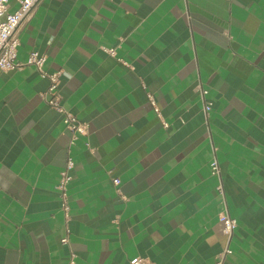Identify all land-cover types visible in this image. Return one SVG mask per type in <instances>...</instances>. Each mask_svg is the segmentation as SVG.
Instances as JSON below:
<instances>
[{
	"label": "crops",
	"instance_id": "crops-1",
	"mask_svg": "<svg viewBox=\"0 0 264 264\" xmlns=\"http://www.w3.org/2000/svg\"><path fill=\"white\" fill-rule=\"evenodd\" d=\"M18 36L87 129L34 64L0 71V264H264V0H40Z\"/></svg>",
	"mask_w": 264,
	"mask_h": 264
},
{
	"label": "built area",
	"instance_id": "built-area-1",
	"mask_svg": "<svg viewBox=\"0 0 264 264\" xmlns=\"http://www.w3.org/2000/svg\"><path fill=\"white\" fill-rule=\"evenodd\" d=\"M8 1L0 0V71H6L10 69H19L25 64H34L42 76L49 79V84L42 96L45 97V93H49V97L45 98L47 104L56 111L62 113V122L66 130L72 134V139L75 138L76 133L84 134L87 129V122L81 121L76 115L66 110L60 103V97L58 94L59 76L60 70L47 71L43 68L45 61V55L37 50H30L23 60L16 59V50L19 44V28L28 21L34 13L40 0H18V6L13 11H8ZM109 53H114L113 48L108 49ZM206 90L201 89V96L204 97ZM150 103L152 104L156 114L160 116L159 108L155 103V100L151 93L147 94ZM211 107V103L204 101L203 109L207 112ZM164 126L168 124L162 120ZM210 172L220 177V168L216 158L210 161ZM73 166V159L68 154L64 167L59 171V178L56 183L58 196L60 199V209L63 212L65 219L69 216V201L67 197V185L71 179L70 170ZM220 179V178H219ZM117 185L119 183L118 178L113 179ZM218 189L222 192L221 181L218 184ZM219 219L222 221L224 232L230 237L234 227L236 226V219L232 217L226 210L219 213ZM69 229H65V234L60 238L62 243H68ZM231 252L229 246L224 247L215 256L214 264H223V261L228 253ZM75 259V252H70L68 264H73ZM140 261V258H132L130 262L135 264Z\"/></svg>",
	"mask_w": 264,
	"mask_h": 264
}]
</instances>
